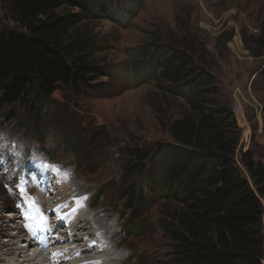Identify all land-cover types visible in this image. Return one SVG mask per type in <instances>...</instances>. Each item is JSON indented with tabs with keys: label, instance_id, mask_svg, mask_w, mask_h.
Masks as SVG:
<instances>
[{
	"label": "rangeland",
	"instance_id": "rangeland-1",
	"mask_svg": "<svg viewBox=\"0 0 264 264\" xmlns=\"http://www.w3.org/2000/svg\"><path fill=\"white\" fill-rule=\"evenodd\" d=\"M8 4L0 0V32L18 29ZM124 6L135 12L127 26L105 18L81 26L101 48L95 62L113 73L97 81L103 91L78 92L60 85L33 107L14 103L0 108V160L6 165L0 166V264L16 261L21 247L26 251L24 239L31 235L26 224L39 229L25 220V208L18 205L29 196L36 204L41 200L35 179L50 169L38 167L40 162L69 173L67 179L75 184L71 198L97 214L103 212L98 222L117 220L114 242L121 248L123 264H175L172 240L159 226L173 213V205L158 204L133 224L123 211L124 192L139 180L126 174L127 150L171 142L170 121L179 115V107L165 100L156 81L137 87L130 83L125 73L135 64L126 55L129 48L155 38L179 47L189 42L197 64L216 80L218 98L240 123L237 154L250 150L256 160L264 161V55L257 56L264 51V0H133ZM112 11L121 20L116 6ZM21 178L27 181L24 194L17 190ZM97 191L104 195L95 204ZM57 198L51 196L50 206L37 205L46 214L58 207ZM49 216L57 218L54 211ZM48 222L51 225L49 217ZM32 248L27 252L31 259L44 252ZM7 253L8 260H1ZM53 253L45 254L52 263L44 264H53Z\"/></svg>",
	"mask_w": 264,
	"mask_h": 264
},
{
	"label": "trees",
	"instance_id": "trees-1",
	"mask_svg": "<svg viewBox=\"0 0 264 264\" xmlns=\"http://www.w3.org/2000/svg\"><path fill=\"white\" fill-rule=\"evenodd\" d=\"M132 1L9 0L18 29L0 32V108L36 105L60 85L103 91L97 81L113 73L95 62L101 48L81 26L100 18L127 26L135 12L124 5ZM182 46L155 38L125 51L135 64L125 73L130 83L156 81L179 115L170 121L171 142L127 150L126 174L139 180L124 192L123 211L133 224L158 204L173 205L159 226L175 264H264V161L250 150L237 154L238 119L194 47ZM103 195L96 192L95 204Z\"/></svg>",
	"mask_w": 264,
	"mask_h": 264
},
{
	"label": "bare ground",
	"instance_id": "bare-ground-1",
	"mask_svg": "<svg viewBox=\"0 0 264 264\" xmlns=\"http://www.w3.org/2000/svg\"><path fill=\"white\" fill-rule=\"evenodd\" d=\"M73 180V178L65 180L62 176L58 177L57 174L51 170L48 171V174L44 172L43 177H37L34 183L35 187L39 189L38 191L42 193L41 200L38 201L37 204H42L46 207L50 206L51 196L58 197V206L71 204L74 200L71 198L73 197L72 191L74 190L72 184L75 185ZM50 181L54 182L56 185H49ZM73 194L75 195L76 192ZM47 196L49 197L48 200ZM102 213L103 212H99L97 214L91 210L90 205H86L77 212L70 224L64 226V222L58 217L52 219V217L49 216L52 214V209H47L46 214L51 222L52 231L41 232L39 229L34 228V231H29L28 228H25V230L31 234L30 238L24 239V242H27L26 251H23L25 249L21 247V254L18 253L20 255H17L18 258L12 264L52 263V258L50 256H45V254L49 255L54 251L55 253H64L65 250L67 253L56 257L53 264H85L86 261L93 260H99L101 264H123L124 258H121V248L118 244H115L116 241L114 242L115 237L118 236L117 220L108 219L104 222H98L99 220L97 217ZM97 231L102 234L103 239L100 240L99 237H96L97 245L94 248L89 249L87 244L91 242L94 233ZM70 232L72 233L71 236L69 235ZM36 236H41L42 239L37 240ZM84 237H89V240L86 242L83 239ZM105 241L106 244L104 243ZM31 247H40L45 253L43 251L42 253L39 252V254H35L31 259L27 256V252H29V248ZM77 252H79V255H77ZM13 253L16 252L14 251ZM5 256L7 257H2L1 260L6 261L10 254L7 253ZM14 257L12 256V258Z\"/></svg>",
	"mask_w": 264,
	"mask_h": 264
},
{
	"label": "snow or ice",
	"instance_id": "snow-or-ice-1",
	"mask_svg": "<svg viewBox=\"0 0 264 264\" xmlns=\"http://www.w3.org/2000/svg\"><path fill=\"white\" fill-rule=\"evenodd\" d=\"M2 147H4V145H0V148ZM13 155L18 156L19 153L14 151ZM32 159L35 161L37 158L33 156ZM0 166H6L3 160H0ZM38 167L42 169H50L51 171H54L58 177L62 176L63 179L65 180L69 176V173L67 172L61 173L59 168L54 165H47V164H44L43 162H40L38 164ZM26 184H27V181L21 178L20 185L17 189L21 194L25 193ZM18 207L25 208V215H24L25 220L34 221L42 232L52 231V226L48 222L47 215L35 203V199L33 197L31 196L27 197L26 203L22 205H18ZM83 207L84 205L82 203V200L74 199L71 204L60 205L52 211H54L56 216L61 221L64 222V226H67L68 224L72 222L77 212ZM26 227L29 229V231H34L32 224H26ZM69 235L71 236L72 233L70 232ZM96 237H99L100 240L103 239L102 234L100 232L98 231L95 232L93 238L91 239V242L87 244L89 249L94 248L97 245ZM36 239L41 240L42 238L41 236H36ZM83 239L87 242L89 240V237H84ZM104 243L106 244V241ZM63 254L64 253L62 252H57V253H53V256L59 257ZM77 255H79V252H77ZM85 264H101V262L99 260H93V261H86Z\"/></svg>",
	"mask_w": 264,
	"mask_h": 264
}]
</instances>
